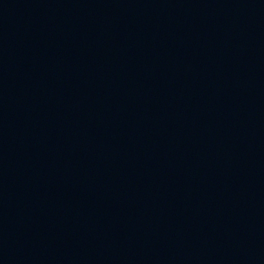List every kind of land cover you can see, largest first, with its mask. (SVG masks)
I'll return each mask as SVG.
<instances>
[{"label":"water","instance_id":"obj_1","mask_svg":"<svg viewBox=\"0 0 264 264\" xmlns=\"http://www.w3.org/2000/svg\"><path fill=\"white\" fill-rule=\"evenodd\" d=\"M0 264H264V0H0Z\"/></svg>","mask_w":264,"mask_h":264}]
</instances>
